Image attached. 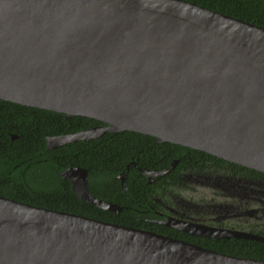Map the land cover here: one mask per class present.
<instances>
[{
  "label": "water",
  "instance_id": "95a60500",
  "mask_svg": "<svg viewBox=\"0 0 264 264\" xmlns=\"http://www.w3.org/2000/svg\"><path fill=\"white\" fill-rule=\"evenodd\" d=\"M0 100L103 123L49 150L127 131L264 173V28L185 0H0ZM0 264L264 261L0 195Z\"/></svg>",
  "mask_w": 264,
  "mask_h": 264
},
{
  "label": "trees",
  "instance_id": "16d2710c",
  "mask_svg": "<svg viewBox=\"0 0 264 264\" xmlns=\"http://www.w3.org/2000/svg\"><path fill=\"white\" fill-rule=\"evenodd\" d=\"M185 1L264 28V0ZM98 125L103 123L87 117L67 119L63 114L0 100V195L42 208L179 239L174 231L162 232L134 224L130 208L124 207L115 213L80 199L72 184L63 180L61 172L72 166L85 168L89 172L90 192L94 197L118 206H130L121 191L115 189V183L119 184L116 176L125 170L132 158L146 162L152 158L151 163H154L157 160L154 157H158L160 151L190 149L169 143L158 144L154 137L127 131L106 133L99 139L48 149L50 137L76 134ZM190 151L218 159L201 151ZM147 167L151 166L147 164ZM193 244L227 252V246L221 250L202 243Z\"/></svg>",
  "mask_w": 264,
  "mask_h": 264
},
{
  "label": "flooded vegetation",
  "instance_id": "af4514ba",
  "mask_svg": "<svg viewBox=\"0 0 264 264\" xmlns=\"http://www.w3.org/2000/svg\"><path fill=\"white\" fill-rule=\"evenodd\" d=\"M190 150L160 151L154 163L132 158L116 176L131 204L120 207L134 224L264 261V173Z\"/></svg>",
  "mask_w": 264,
  "mask_h": 264
}]
</instances>
